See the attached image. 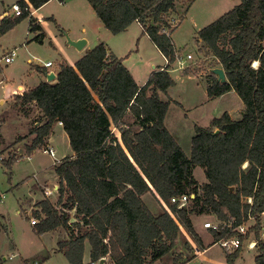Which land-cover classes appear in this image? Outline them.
<instances>
[{
  "label": "trees",
  "instance_id": "trees-1",
  "mask_svg": "<svg viewBox=\"0 0 264 264\" xmlns=\"http://www.w3.org/2000/svg\"><path fill=\"white\" fill-rule=\"evenodd\" d=\"M47 1L17 0L21 11L0 19V36L29 17L31 8ZM87 1L113 34L137 22L167 63L138 85L122 59L98 42L73 65L60 62L54 81H42L13 96V105L22 114L33 106L39 111L28 152L42 146L58 122L72 150L54 164L53 172L59 182L57 204L73 213L58 214L56 206L42 199L40 211L35 212L36 232L63 227L72 216L86 229L70 231L68 238L58 241V250L69 264H84L85 241L90 244L86 264L106 257L113 264H153L173 251L180 227L202 244L192 214H211L222 222L234 218L233 227L251 215L254 223L239 237L242 242L254 236L253 264H264L260 216L264 212V0H239L198 31L197 40L226 76L219 82L214 74H207V95L218 97L233 90L244 109L238 119L224 112L209 126H196L189 157L164 125L168 102L160 97L174 83L169 68L176 52L171 38L176 26L171 19L177 0ZM29 24L31 31H38L34 39L42 40L45 32L36 19L30 17ZM15 158L14 149L8 162ZM196 166L203 169V183L193 175ZM147 193L168 209L152 211L143 199ZM182 195L188 197L186 205L171 202V197ZM209 230L213 242L235 234L228 227ZM240 251L241 246L226 253V263L233 264Z\"/></svg>",
  "mask_w": 264,
  "mask_h": 264
},
{
  "label": "rangeland",
  "instance_id": "rangeland-1",
  "mask_svg": "<svg viewBox=\"0 0 264 264\" xmlns=\"http://www.w3.org/2000/svg\"><path fill=\"white\" fill-rule=\"evenodd\" d=\"M188 1L177 0L173 25L176 27L171 32L175 51L183 56L185 63L183 67L175 60L170 64L169 72L174 83L165 93L161 92L160 97L168 102L164 125L189 157L196 126L207 127L214 117H219L224 112L238 119L244 104L233 90L218 97L207 95L208 69L219 67V64L204 44L197 40L200 28L231 9L239 0ZM14 2L16 0H0V12L3 9L12 12ZM39 8L37 15L44 22L46 34L42 43L33 42L31 48L25 49L24 39L27 37L29 40L33 36L28 33V17L0 36V264H69L63 253L55 250L57 240L68 238L70 231L75 233L77 229H86L73 217L63 227L52 230L54 234L51 231L38 233L30 223V218L39 220L35 212L40 210L34 207L40 198L47 199L56 206L58 214L72 215V211L57 204L58 193L46 197L39 186V183H45L49 187L58 188L57 176L51 172L53 164L70 155L72 150L67 134L55 124L48 144L55 151L54 157L42 151L46 144L28 152L26 147L34 137L31 129L33 125H38L36 119L39 111L35 106L30 108L27 115L18 111L9 94L10 88L19 82L32 84L38 71L35 65L39 62L50 60L53 63L51 70H58L62 61L70 64L74 60L71 55L78 52L68 45L65 33L70 38L82 33L88 40L89 48L99 41L105 42L113 53L121 57L123 64L139 84L146 82L153 69L166 65L164 56L139 24L132 23L126 30L113 34L104 27L87 0H49ZM83 26L86 27L85 32H82ZM10 48H16L17 56L10 64H6L1 55L2 51ZM187 54H191L192 58L186 60ZM27 58L31 59V64L27 62ZM253 66L256 65L253 63ZM184 69H188L189 73H185ZM113 130L116 132L114 128ZM19 147L25 154L9 163L10 152L14 149L17 151ZM193 175L199 183L206 181L200 166L194 168ZM145 195L144 201L152 211L167 208L163 201L158 202L152 194ZM34 200L37 201L33 203ZM191 219L203 239L205 250L202 254H193V246H202L184 228H180L173 251L153 264H174V257L177 258V255L180 256V264H226L225 249L219 243H213L212 232L203 227V223L207 221L216 222L215 216L193 214ZM261 223L264 225V215H261ZM247 224L250 229L252 220ZM251 239H255L254 236L250 235L242 241L241 251L233 264H253L256 253L255 249L248 247ZM86 244L88 246V242Z\"/></svg>",
  "mask_w": 264,
  "mask_h": 264
},
{
  "label": "built area",
  "instance_id": "built-area-1",
  "mask_svg": "<svg viewBox=\"0 0 264 264\" xmlns=\"http://www.w3.org/2000/svg\"><path fill=\"white\" fill-rule=\"evenodd\" d=\"M12 9L14 11V15H18L21 11V8L19 7V5L17 3H14L12 5ZM171 25L172 26L175 25V18L171 19ZM163 31L167 34H170L169 30H163ZM16 53H17L16 49H11L7 54L2 56V59L4 60L5 63H10L11 61H13L14 57L16 56ZM191 58H192L191 54L186 55V60L187 59L189 60ZM164 59L167 63V60L165 57H164ZM174 60L177 61L181 67L184 66L185 59L183 58L182 55H179L178 52H175V59ZM51 65H52V62L50 60L44 62V66H46V67H49ZM58 123H60V122H58ZM42 151L50 154L52 157H54V155H55L54 150L49 146L44 147ZM54 191H56V189L49 188V187L43 188V192H44V195L46 197H50ZM187 200H188L187 195H182L179 197H171V202L177 203L179 207L186 205ZM248 202L251 203V198H248ZM166 209H168V208H166ZM261 215H264V212H262ZM251 220H252V223H254L253 216L248 215L246 220H243L242 222L238 223L234 227L232 226L233 222H235L234 218H231L226 222H222V221H218V220L216 222L207 221V222L203 223V227L207 228V229H211V230H217V229H220V227H228V229L235 231V234L228 236V237L220 238L216 241L217 243H219V245L221 247H223L225 249L226 253H233L239 246H241L242 242H241L239 236L244 235L249 231V229H248L249 226H248V224L246 225V222L251 221ZM30 222H31V224L34 225L38 222V220L35 218H31ZM261 239L264 241V226H262ZM255 245H256V239H251L248 242V247L251 249H254ZM193 251L196 255H200V253H201V249L197 245L193 246ZM98 263H99V261L96 263L91 262V264H98Z\"/></svg>",
  "mask_w": 264,
  "mask_h": 264
},
{
  "label": "crops",
  "instance_id": "crops-1",
  "mask_svg": "<svg viewBox=\"0 0 264 264\" xmlns=\"http://www.w3.org/2000/svg\"><path fill=\"white\" fill-rule=\"evenodd\" d=\"M16 2H17V0H16ZM48 2V1H47ZM65 2V1H64ZM15 3V2H14ZM14 3H12V5L14 4ZM11 9H12V6H11ZM40 8H31V12H30V15H29V17H28V25H27V27H28V33H30V34H32L33 36H32V38L31 39H29V40H27V37L24 39L25 40V45H24V47H25V49L27 50L28 48H31V44L33 43V42H38V43H42L43 42V40L45 39V37H46V34H45V37L42 39V40H35L34 39V37L38 34V31L37 32H34V31H31L30 30V24H29V18L31 17V18H34V19H36V22L37 23H39V25L42 27V29H43V20H41V17L39 16V15H37V13H38V10H39ZM4 17V16H6V17H13L14 16V11H13V9H12V12L11 11H9V10H7V9H3L1 12H0V19L2 18V17ZM133 23H137V22H133ZM132 24V23H131ZM130 24V25H131ZM138 24V23H137ZM129 25V26H130ZM43 31H44V29H43ZM86 31V27H82V32H85ZM27 35V34H26ZM80 37H84L83 35H82V33H78V34H76L75 36H73V39H77V38H80ZM99 42H103V41H99ZM105 43V42H104ZM87 44H88V40H87ZM87 44H86V46L84 47V49L83 50H81V51H77L78 52V54H73V55H71V57L74 59V60H72V62H70V64L71 65H73L74 64V62L78 59V58H80L82 55H83V53H84V51L86 50V49H88L89 47H87ZM106 44V43H105ZM107 45V44H106ZM108 46V45H107ZM108 48L110 49V47L108 46ZM11 49H14V48H10V49H7L6 51H2V55L1 56H3V55H5V54H7ZM16 49V48H15ZM110 51H111V49H110ZM17 52V51H16ZM112 52V51H111ZM113 53V52H112ZM115 54V53H114ZM116 56H118L117 54H115ZM16 56H17V53H16ZM15 56V57H16ZM15 57H14V59H15ZM119 57V56H118ZM121 58V57H120ZM14 59H13V61H14ZM46 61H48V60H46ZM12 62V61H11ZM10 62V63H11ZM27 62H29L30 64L32 63V61H31V59L30 58H27ZM10 63H6V64H10ZM52 65H53V63H52ZM52 65L51 66H49V67H46V66H44V62L43 63H41V62H39L38 64H36L35 66H36V68H37V72H36V75H35V77H34V82L32 83V84H28V83H21V82H19L15 87H11L10 88V90H9V94L11 95V97H12V100H13V96L15 95V94H22L24 91H26L27 89H29V88H32V87H34V86H36L37 84H39L40 82H42V81H46V73L47 72H49V71H53L55 74L57 73V71L58 70H51V67H52ZM38 67L41 69H38ZM156 69V68H155ZM155 69H153V70H155ZM152 70V71H153ZM132 74V73H131ZM133 76V75H132ZM134 78V77H133ZM134 80H135V78H134ZM54 81V80H53ZM135 82L138 84V85H142V84H139L136 80H135ZM231 116V115H230ZM57 124V126H59V127H61L62 128V126H61V124L60 123H56ZM51 135H52V131H51V133L48 135V137L45 139V141H44V144L43 145H47V146H49L48 144H49V140H50V138H51ZM42 145V146H43ZM43 147H45V146H43ZM49 147H51V146H49ZM52 148V147H51ZM53 149V148H52ZM54 150V149H53ZM55 152V151H54ZM24 154H25V152H24ZM23 154V155H24ZM27 157L30 159L31 158V156L30 155H27ZM60 161V159L59 160H57L55 163H57V162H59ZM54 163V164H55ZM54 164H53V166H54ZM51 172H52V175H54L55 177H56V175L54 174V172H53V168H52V170H51ZM44 182V181H43ZM39 186H41L42 188V191H43V188L44 187H49L48 185H46L45 183H39ZM49 188H53V189H56V187H49ZM44 193V192H43ZM55 193H58V190L56 189V191H54L53 193H52V195L53 194H55ZM145 196L146 195H143V199L145 198ZM42 200V198H40L38 201H41ZM37 201V200H36ZM35 200H34V202L33 203H35L36 202ZM39 203V202H38ZM148 205V204H147ZM34 208H36V210H40V207H39V204H37ZM36 212H38V211H36ZM73 213V212H72ZM193 215V214H192ZM72 217V216H71ZM74 218V217H73ZM31 219V218H30ZM37 219V218H36ZM38 220V219H37ZM31 223V222H30ZM193 223V222H192ZM33 225V224H32ZM193 226H194V224H193ZM262 226H264V225H262ZM180 228H182V227H180ZM194 229H195V227H194ZM207 229V228H206ZM195 231H196V229H195ZM52 232V231H51ZM197 232V231H196ZM46 233V232H45ZM53 234H54V232H52ZM198 234V233H197ZM199 235V234H198ZM57 237V236H56ZM199 237H200V239H201V242L203 241V239H202V237L199 235ZM58 238V237H57ZM61 239H59L58 238V240H57V244H58V241H60ZM86 242H88V241H85L84 242V250H83V257H82V260H83V263L84 264H86V263H88L89 261H90V244H89V242H88V246H87V244H86ZM203 243V242H202ZM213 243H215V242H213ZM187 244V243H186ZM201 253H200V255L202 254V252H203V250H205V246H204V244H201ZM58 250V246L56 245V248H55V250ZM56 250V251H57ZM193 254L194 255H196L195 253H194V251H193ZM180 258V256L179 255H177V264H180V260H178ZM111 260L110 259H108L107 257L105 258V261H104V264H111ZM113 264V263H112ZM227 264V263H226Z\"/></svg>",
  "mask_w": 264,
  "mask_h": 264
},
{
  "label": "water",
  "instance_id": "water-1",
  "mask_svg": "<svg viewBox=\"0 0 264 264\" xmlns=\"http://www.w3.org/2000/svg\"><path fill=\"white\" fill-rule=\"evenodd\" d=\"M65 36L67 38V43L69 46L75 48L77 51H81L84 49V47L87 44V39L84 37H80L77 39L70 38L67 33H65ZM209 73L214 74L217 77V80L219 82L226 81V76L224 73V70L222 67H212L208 69ZM56 79V74L53 71H49L46 73V81L51 82ZM215 132H218L216 129ZM17 156H23V149L21 147L17 148L16 151ZM105 258H101L99 260V264H104Z\"/></svg>",
  "mask_w": 264,
  "mask_h": 264
},
{
  "label": "bare ground",
  "instance_id": "bare-ground-1",
  "mask_svg": "<svg viewBox=\"0 0 264 264\" xmlns=\"http://www.w3.org/2000/svg\"><path fill=\"white\" fill-rule=\"evenodd\" d=\"M254 65H257V62H254Z\"/></svg>",
  "mask_w": 264,
  "mask_h": 264
}]
</instances>
